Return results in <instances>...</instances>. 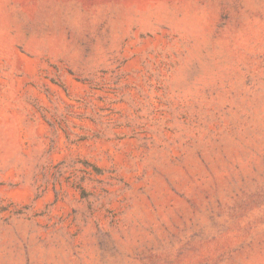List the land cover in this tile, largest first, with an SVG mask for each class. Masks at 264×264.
<instances>
[{
  "label": "rangeland",
  "instance_id": "1",
  "mask_svg": "<svg viewBox=\"0 0 264 264\" xmlns=\"http://www.w3.org/2000/svg\"><path fill=\"white\" fill-rule=\"evenodd\" d=\"M0 264H264V0H0Z\"/></svg>",
  "mask_w": 264,
  "mask_h": 264
}]
</instances>
